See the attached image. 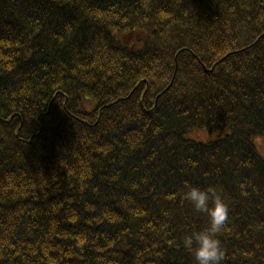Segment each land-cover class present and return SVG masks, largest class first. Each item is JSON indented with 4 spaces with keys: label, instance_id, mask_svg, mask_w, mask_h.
<instances>
[{
    "label": "trees",
    "instance_id": "16d2710c",
    "mask_svg": "<svg viewBox=\"0 0 264 264\" xmlns=\"http://www.w3.org/2000/svg\"><path fill=\"white\" fill-rule=\"evenodd\" d=\"M261 139L264 0H0V264H264Z\"/></svg>",
    "mask_w": 264,
    "mask_h": 264
},
{
    "label": "clouds",
    "instance_id": "9594fccd",
    "mask_svg": "<svg viewBox=\"0 0 264 264\" xmlns=\"http://www.w3.org/2000/svg\"><path fill=\"white\" fill-rule=\"evenodd\" d=\"M184 198L194 212L206 214L208 226L194 231L184 239V246L190 251L194 264H222L224 259L218 234L228 220V208L223 199L212 187L201 188L186 185Z\"/></svg>",
    "mask_w": 264,
    "mask_h": 264
},
{
    "label": "rangeland",
    "instance_id": "374dc122",
    "mask_svg": "<svg viewBox=\"0 0 264 264\" xmlns=\"http://www.w3.org/2000/svg\"><path fill=\"white\" fill-rule=\"evenodd\" d=\"M198 137H200L201 139H206L207 136L206 134L200 132L196 134ZM257 148L260 152L264 151V139H261L260 141H257Z\"/></svg>",
    "mask_w": 264,
    "mask_h": 264
}]
</instances>
